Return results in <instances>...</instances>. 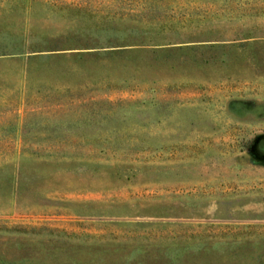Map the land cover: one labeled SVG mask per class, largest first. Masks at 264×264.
<instances>
[{"label":"rangeland","instance_id":"obj_1","mask_svg":"<svg viewBox=\"0 0 264 264\" xmlns=\"http://www.w3.org/2000/svg\"><path fill=\"white\" fill-rule=\"evenodd\" d=\"M0 264H264V0H0Z\"/></svg>","mask_w":264,"mask_h":264}]
</instances>
